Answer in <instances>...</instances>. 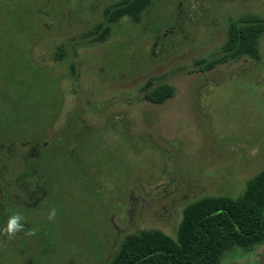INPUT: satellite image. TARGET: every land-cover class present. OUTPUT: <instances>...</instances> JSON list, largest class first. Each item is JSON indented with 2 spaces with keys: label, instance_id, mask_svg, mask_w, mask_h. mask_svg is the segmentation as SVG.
Segmentation results:
<instances>
[{
  "label": "rangeland",
  "instance_id": "374dc122",
  "mask_svg": "<svg viewBox=\"0 0 264 264\" xmlns=\"http://www.w3.org/2000/svg\"><path fill=\"white\" fill-rule=\"evenodd\" d=\"M116 1L0 0V228L18 212L32 232L0 233V264H106L264 171V27L256 57L221 54L231 23L264 26V0H151L94 40ZM220 264H264V240Z\"/></svg>",
  "mask_w": 264,
  "mask_h": 264
},
{
  "label": "trees",
  "instance_id": "16d2710c",
  "mask_svg": "<svg viewBox=\"0 0 264 264\" xmlns=\"http://www.w3.org/2000/svg\"><path fill=\"white\" fill-rule=\"evenodd\" d=\"M150 4L151 0H117L107 5L102 10L103 21L95 25L90 35L94 40L104 42L112 25L122 18L138 22ZM263 27V22L251 19L231 23L221 54L248 53L256 57V41ZM198 64L207 70L214 62L199 61ZM168 89L165 84L152 86L145 88L143 95L148 102L160 104L168 97ZM245 191L235 202L220 197L188 207L175 238L158 231L126 235L106 264H220L224 252L262 242L264 171L247 184ZM0 199L7 200L6 192L1 188Z\"/></svg>",
  "mask_w": 264,
  "mask_h": 264
},
{
  "label": "clouds",
  "instance_id": "9594fccd",
  "mask_svg": "<svg viewBox=\"0 0 264 264\" xmlns=\"http://www.w3.org/2000/svg\"><path fill=\"white\" fill-rule=\"evenodd\" d=\"M55 216V209H51L48 213V219L51 220ZM23 217L20 213L14 212L11 215L7 216L4 226L0 228V233H7L12 235L18 231H25L26 235H31V230H25L24 225L21 223Z\"/></svg>",
  "mask_w": 264,
  "mask_h": 264
},
{
  "label": "flooded vegetation",
  "instance_id": "af4514ba",
  "mask_svg": "<svg viewBox=\"0 0 264 264\" xmlns=\"http://www.w3.org/2000/svg\"><path fill=\"white\" fill-rule=\"evenodd\" d=\"M5 202H7V203H11V201H7V200H1L0 201V214L2 213V211H3V207H2V203H5Z\"/></svg>",
  "mask_w": 264,
  "mask_h": 264
}]
</instances>
